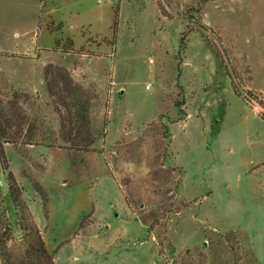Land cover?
<instances>
[{
  "label": "rangeland",
  "instance_id": "obj_1",
  "mask_svg": "<svg viewBox=\"0 0 264 264\" xmlns=\"http://www.w3.org/2000/svg\"><path fill=\"white\" fill-rule=\"evenodd\" d=\"M65 76L91 97L79 157ZM18 93L37 143L5 150L56 264H264V0H0V106Z\"/></svg>",
  "mask_w": 264,
  "mask_h": 264
},
{
  "label": "trees",
  "instance_id": "obj_2",
  "mask_svg": "<svg viewBox=\"0 0 264 264\" xmlns=\"http://www.w3.org/2000/svg\"><path fill=\"white\" fill-rule=\"evenodd\" d=\"M113 25L116 34L118 18ZM189 29L191 28L187 26L181 36V53L186 50L188 36L193 31ZM64 44V53L74 52L71 39ZM68 78L65 76L61 81L56 77L52 78L48 90L61 119L59 137L73 155L79 157L88 153L97 139L89 118L91 97ZM19 95L20 93L15 94L14 99L5 107L0 106V260L2 264H56L54 254L48 250L29 203L24 198L25 189L10 168L5 150L7 144H18L23 137L24 142L29 145L37 143L35 136L40 128V121L37 118L30 120L26 108L24 110L19 107L20 100L23 101L24 98ZM69 97L72 99H68ZM71 165H76L75 157L71 159ZM29 181L39 194L42 209L48 217L51 203L48 192L30 175Z\"/></svg>",
  "mask_w": 264,
  "mask_h": 264
},
{
  "label": "built area",
  "instance_id": "obj_3",
  "mask_svg": "<svg viewBox=\"0 0 264 264\" xmlns=\"http://www.w3.org/2000/svg\"><path fill=\"white\" fill-rule=\"evenodd\" d=\"M101 1H103V0H98L99 3H100Z\"/></svg>",
  "mask_w": 264,
  "mask_h": 264
}]
</instances>
